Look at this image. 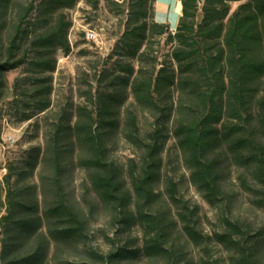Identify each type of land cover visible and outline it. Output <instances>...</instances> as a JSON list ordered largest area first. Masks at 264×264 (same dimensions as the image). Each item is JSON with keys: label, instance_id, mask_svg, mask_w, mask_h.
Returning a JSON list of instances; mask_svg holds the SVG:
<instances>
[{"label": "trees", "instance_id": "obj_1", "mask_svg": "<svg viewBox=\"0 0 264 264\" xmlns=\"http://www.w3.org/2000/svg\"><path fill=\"white\" fill-rule=\"evenodd\" d=\"M76 1L0 0V102L6 95V73L25 67L28 74L13 85L23 120L46 113L52 105L51 73L57 68V54L67 55L72 49V21L65 9ZM156 1L130 0L118 45L130 60L117 62L119 86L96 90L92 107L61 111L44 149L31 148L19 171L13 163L8 165L6 198L0 197V211L6 208L0 218L2 264H44L52 240L58 249L65 248L85 233L86 219L64 184L73 162L85 171L111 223L122 232L138 226L142 238L123 244L110 239L114 247L92 250L90 262L61 264H125L141 256L158 264H184L180 232L201 247L198 264H264L262 232L224 216L223 229L206 234L200 229L198 206L181 196L174 177L166 178L165 192L156 189L163 152L173 135L192 183L211 206L230 210L232 198L224 187L227 162L251 173L264 202V0H180L175 32L168 23L155 20ZM233 2L239 3L234 10ZM161 36L174 43L171 59L176 65L163 62L158 68L156 58L151 66L145 65L152 40ZM135 58L138 69L131 62ZM128 87L133 101L126 105L123 92ZM139 111L154 118L144 132ZM119 131L138 156L129 159L126 171L111 157V141ZM40 162L50 169L46 189L53 195L43 212L37 186L18 185L34 175ZM243 184L255 189L245 176ZM44 222L47 234L42 231ZM213 244L228 251L227 261H210Z\"/></svg>", "mask_w": 264, "mask_h": 264}, {"label": "rangeland", "instance_id": "obj_2", "mask_svg": "<svg viewBox=\"0 0 264 264\" xmlns=\"http://www.w3.org/2000/svg\"><path fill=\"white\" fill-rule=\"evenodd\" d=\"M32 0H16L18 4H27ZM174 0L169 8L160 6L155 20L168 23L175 32L179 14L174 11ZM118 4H116V3ZM238 2L232 3V10L238 6ZM130 0H77L71 8L65 12L72 21L69 31V39L72 45L71 52L57 54V68L51 73L53 77L52 105L46 113H40L29 120H23V106L16 104L14 95V82L18 77L25 76V67H19L6 73L7 90L4 99L0 102V197L6 198L4 176L8 165L14 164L17 171L26 164L31 148L41 146L44 149L47 140L52 133L53 124L63 110L76 113L79 106L88 104L93 106L92 99L96 90L113 89L119 86L115 76L118 60H130L122 55L118 48L120 40L125 32ZM156 8V3H155ZM169 10V11H168ZM17 10L13 11L15 16ZM181 15V14H180ZM203 13L199 12L201 20ZM37 13H33L35 21ZM93 29L98 33V40L86 38V31ZM174 43L167 40V36L156 37L150 47L151 58L145 65L151 66V60L156 58L158 68L163 62L176 65L171 59ZM131 62L136 69L139 67L137 59ZM107 71L105 79L101 81V75ZM114 83V85H111ZM104 87V88H103ZM128 105L133 101L130 87L123 92ZM20 100V99H19ZM142 131L152 127L154 118L147 112H138ZM123 117V114H122ZM111 157L126 171L130 158H137L135 147L128 143L121 131L117 132L111 141ZM50 169L40 162L32 177L22 178L18 185L34 184L38 189V197L41 212L47 203L52 201V193L48 187L47 177ZM172 176L179 184L180 194L192 205H197L199 210V225L204 233L212 234L223 229V217L228 216L245 222L253 232L264 234V202L257 184L252 179L251 173L243 166L227 162L224 187L231 195L230 210L226 212L222 207L211 206L196 189L190 179V171L183 161V157L176 140L171 135L163 152V166L160 180L156 183V189L165 192V181ZM244 176L250 186L255 189H247L243 184ZM18 176L14 177L16 181ZM66 190L69 192L72 203L82 211L86 219L85 233L77 242L69 247L57 248L51 241L47 260L44 264H61L62 261L90 262L92 250L109 251L114 247L110 239L117 243H127L134 239H141L142 232L138 226L122 232L119 225L111 223L109 213L103 209L91 191L85 171L76 163H70L64 177ZM166 197V194L164 193ZM88 201H93L94 207ZM93 207V208H92ZM6 213V208L0 211V218ZM42 231L48 233L45 222ZM3 236L0 227V239ZM181 247L185 254L184 264H198L203 256L201 247L194 245L183 233L178 235ZM140 242V241H139ZM210 261L229 259L228 251L221 245L213 244ZM158 260H152L144 256L125 264H158ZM0 264L1 261H0Z\"/></svg>", "mask_w": 264, "mask_h": 264}, {"label": "crops", "instance_id": "obj_3", "mask_svg": "<svg viewBox=\"0 0 264 264\" xmlns=\"http://www.w3.org/2000/svg\"><path fill=\"white\" fill-rule=\"evenodd\" d=\"M173 1L174 0H157L156 1V16L158 14V9L160 8V6L162 7L161 9L169 8V6L172 5ZM177 2H178V0L175 2L174 11H175L176 14H179V16H180L181 11L177 12Z\"/></svg>", "mask_w": 264, "mask_h": 264}, {"label": "built area", "instance_id": "obj_4", "mask_svg": "<svg viewBox=\"0 0 264 264\" xmlns=\"http://www.w3.org/2000/svg\"><path fill=\"white\" fill-rule=\"evenodd\" d=\"M86 38L89 40L97 41L98 40V33L93 29H88L86 31Z\"/></svg>", "mask_w": 264, "mask_h": 264}, {"label": "bare ground", "instance_id": "obj_5", "mask_svg": "<svg viewBox=\"0 0 264 264\" xmlns=\"http://www.w3.org/2000/svg\"><path fill=\"white\" fill-rule=\"evenodd\" d=\"M182 10V3L180 0L177 2V12H180Z\"/></svg>", "mask_w": 264, "mask_h": 264}]
</instances>
